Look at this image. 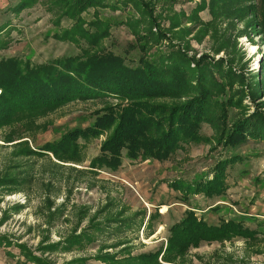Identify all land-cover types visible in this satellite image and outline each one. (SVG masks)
I'll list each match as a JSON object with an SVG mask.
<instances>
[{"label":"rangeland","instance_id":"1","mask_svg":"<svg viewBox=\"0 0 264 264\" xmlns=\"http://www.w3.org/2000/svg\"><path fill=\"white\" fill-rule=\"evenodd\" d=\"M260 5L261 0H94L68 13L73 6L61 0H0V58L19 55L45 63L107 49L132 64L146 56L165 67H189L188 84L177 97L151 100L185 102L201 83L208 93L201 130L209 138L181 140L163 161L124 158L115 172L93 174L84 168L91 169V158L112 129L80 139L81 163L40 151L66 131L93 123L97 109L121 102L115 95L68 101L31 117L29 124L0 126V264H69L79 258L105 264L100 259L106 254L122 259L157 249L163 251L158 264H264V216L255 217L264 212V137L249 136L237 145L219 140L224 124L227 133L237 120L264 116ZM226 98L234 103L223 122L218 106ZM232 156L237 159L226 169L227 202L217 204L223 208L213 211V219L247 217L244 223L258 225V238L203 241L165 260L169 225L187 209L204 217L203 209L218 197L197 193L185 201L168 180L211 176L216 161ZM92 232L96 240L74 241ZM64 247L70 250L61 251ZM27 252L43 262L27 260Z\"/></svg>","mask_w":264,"mask_h":264},{"label":"trees","instance_id":"2","mask_svg":"<svg viewBox=\"0 0 264 264\" xmlns=\"http://www.w3.org/2000/svg\"><path fill=\"white\" fill-rule=\"evenodd\" d=\"M61 1L73 6V9H67L68 13L74 8H78V11L85 9L87 4H94V0ZM258 8L264 29V0H261ZM126 61L122 55L107 49L66 55L45 63H35L19 55L0 58V126L13 127L18 121H27L29 124L33 122L31 117L68 101L115 95L121 102L97 109L93 123L66 131L59 139L46 142L40 151L45 154L53 152L62 162L81 163L84 143L81 144L80 139L98 138L112 129L102 141L99 154L91 158L88 165L91 169L84 168L93 174H97L99 170L115 172L122 166L124 158L163 161L170 158L181 140L195 142L209 139L201 130V120L206 117L204 112L208 105V93L201 83H198L199 92L185 102L169 104L151 100L162 96L177 97L188 84L186 74L191 71L189 67H165V64H157L146 56H142L134 64ZM202 63L197 61V68L202 69ZM233 103L231 98L219 102L223 122L228 105ZM224 126L225 124L219 138L224 145L243 143L249 136L264 137V116L261 114L233 122L227 133ZM29 152L32 154L36 150L31 149ZM236 159L237 156H232L216 161L209 171L211 176L205 174L196 181L180 177L168 180V184L179 191L185 201L197 193L209 198L224 196L228 189L226 169ZM126 220L129 218L123 221ZM168 228V245L162 257L169 261L175 260L172 256L181 254L190 247H198L203 241L211 242L232 236L257 239L259 234L258 227H251L242 220L229 218L221 219L218 224H209L192 209H187L186 214ZM97 236L96 232L78 234L74 241H93ZM4 242L11 244L8 239ZM57 245L60 243L49 248L55 249L52 247ZM63 250L70 249L64 247L61 251ZM162 252V249L151 250L126 257L127 259H115L106 254L100 260L105 264H158V257ZM29 259L36 263L43 262L27 252V260ZM82 261L84 260L79 258L69 264H83Z\"/></svg>","mask_w":264,"mask_h":264},{"label":"crops","instance_id":"3","mask_svg":"<svg viewBox=\"0 0 264 264\" xmlns=\"http://www.w3.org/2000/svg\"><path fill=\"white\" fill-rule=\"evenodd\" d=\"M231 185L230 184H228V189H229V187H230ZM173 189V188H172ZM228 189H227V192H226V195H224V196H218L214 201H213V203H210L208 206H207V209H203L204 210V219L209 223V224H218L219 222H220V220L221 219H223L222 217H224V216H220V218H217V219H213V217H214V215L216 214V213H214V212H217L218 214H219V212L221 213V211H222V208H223V206L222 205H220V206H218L217 204L219 203V202H224V203H226L227 201V199L226 198H224V197H227L228 196ZM174 190V189H173ZM214 198V197H213ZM212 198V199H213ZM220 204V203H219ZM226 205V204H225ZM218 206V207H217ZM209 207V208H208ZM262 208V210L264 211V208L263 207H261ZM214 211V212H213ZM197 212V211H196ZM247 215L248 213H244V214H242V215ZM261 216L263 217L264 216V212H262L261 211V213H259V214H256V216L255 217H259V218H261ZM233 216H230L229 218H232ZM229 218H226L225 220H229ZM247 217H245L244 218V220L246 219ZM232 219H234V218H232ZM215 220V221H214ZM235 220H237V219H235ZM239 220V219H238ZM244 220H242L243 222H245ZM256 220V223L257 222H261V220H259V219H255ZM249 225V224H248ZM251 226V225H250ZM251 227H253V226H251ZM258 227V225L256 224V226H254V228H257Z\"/></svg>","mask_w":264,"mask_h":264}]
</instances>
